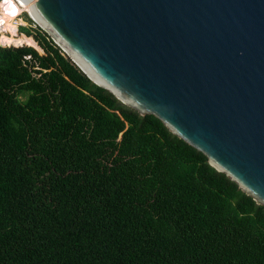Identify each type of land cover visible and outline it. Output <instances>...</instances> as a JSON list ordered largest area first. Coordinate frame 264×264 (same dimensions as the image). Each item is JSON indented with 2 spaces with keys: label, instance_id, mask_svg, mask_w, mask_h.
<instances>
[{
  "label": "trees",
  "instance_id": "1",
  "mask_svg": "<svg viewBox=\"0 0 264 264\" xmlns=\"http://www.w3.org/2000/svg\"><path fill=\"white\" fill-rule=\"evenodd\" d=\"M18 13L0 1V264H264V206Z\"/></svg>",
  "mask_w": 264,
  "mask_h": 264
},
{
  "label": "water",
  "instance_id": "2",
  "mask_svg": "<svg viewBox=\"0 0 264 264\" xmlns=\"http://www.w3.org/2000/svg\"><path fill=\"white\" fill-rule=\"evenodd\" d=\"M95 85L264 206V0H19Z\"/></svg>",
  "mask_w": 264,
  "mask_h": 264
},
{
  "label": "rangeland",
  "instance_id": "3",
  "mask_svg": "<svg viewBox=\"0 0 264 264\" xmlns=\"http://www.w3.org/2000/svg\"><path fill=\"white\" fill-rule=\"evenodd\" d=\"M16 8H18V11H19V3L16 2ZM28 16V18L31 20L30 23L26 20H23V19H26L25 18V14ZM8 19L11 21V22H16V18L15 16H9ZM4 21L5 20H1L0 21V27L4 24ZM13 25H16V29H18L19 26H23V27H31L33 28L34 26H38L29 16V13L28 11H22L21 14L19 15V20L17 23H14ZM39 27V26H38ZM40 28V27H39ZM41 29V28H40ZM42 30V29H41ZM18 32V31H17ZM0 33H8L9 34V37H10V32L6 31V30H0ZM9 39V38H8ZM25 45V44H24ZM5 45H0V47H4ZM7 46H10V45H6L5 47ZM11 46H15V45H11ZM29 46V45H28ZM32 47V45H30ZM36 50V49H35ZM37 51V50H36ZM38 52V51H37ZM38 53H42V50L39 51Z\"/></svg>",
  "mask_w": 264,
  "mask_h": 264
},
{
  "label": "bare ground",
  "instance_id": "4",
  "mask_svg": "<svg viewBox=\"0 0 264 264\" xmlns=\"http://www.w3.org/2000/svg\"><path fill=\"white\" fill-rule=\"evenodd\" d=\"M0 1H3V0H0ZM14 1H16L17 3H19V13L16 15V17H19V15L21 14L22 11H25L26 12L27 10H26V8L23 6V4L19 0H14ZM10 2L12 3V1H10ZM29 16H31V15L29 14Z\"/></svg>",
  "mask_w": 264,
  "mask_h": 264
}]
</instances>
